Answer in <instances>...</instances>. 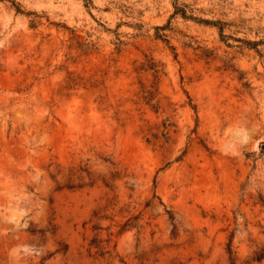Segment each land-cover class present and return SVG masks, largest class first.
Listing matches in <instances>:
<instances>
[{
    "label": "rangeland",
    "instance_id": "1",
    "mask_svg": "<svg viewBox=\"0 0 264 264\" xmlns=\"http://www.w3.org/2000/svg\"><path fill=\"white\" fill-rule=\"evenodd\" d=\"M262 145L264 0H0V264H264Z\"/></svg>",
    "mask_w": 264,
    "mask_h": 264
},
{
    "label": "trees",
    "instance_id": "2",
    "mask_svg": "<svg viewBox=\"0 0 264 264\" xmlns=\"http://www.w3.org/2000/svg\"><path fill=\"white\" fill-rule=\"evenodd\" d=\"M19 12V11H18ZM179 12H178V10H177V12L175 13V15L176 14H178ZM181 15H183V17H186V14H181ZM147 101H149V102H147V104H150L151 103V99L150 98H148V100ZM153 108H154V106H153ZM164 135H166V134H168V132H169V126H167L166 124H164ZM231 254H232V252H231Z\"/></svg>",
    "mask_w": 264,
    "mask_h": 264
},
{
    "label": "water",
    "instance_id": "3",
    "mask_svg": "<svg viewBox=\"0 0 264 264\" xmlns=\"http://www.w3.org/2000/svg\"><path fill=\"white\" fill-rule=\"evenodd\" d=\"M261 149L264 150V145H262Z\"/></svg>",
    "mask_w": 264,
    "mask_h": 264
}]
</instances>
